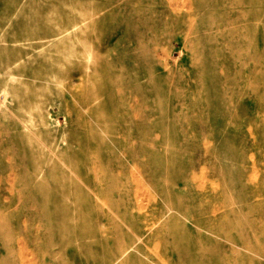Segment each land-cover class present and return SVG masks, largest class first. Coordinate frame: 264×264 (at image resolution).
Masks as SVG:
<instances>
[{
    "label": "rangeland",
    "instance_id": "rangeland-1",
    "mask_svg": "<svg viewBox=\"0 0 264 264\" xmlns=\"http://www.w3.org/2000/svg\"><path fill=\"white\" fill-rule=\"evenodd\" d=\"M0 264H264V0H0Z\"/></svg>",
    "mask_w": 264,
    "mask_h": 264
}]
</instances>
